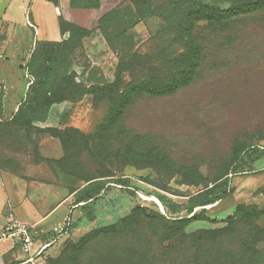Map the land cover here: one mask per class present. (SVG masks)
I'll use <instances>...</instances> for the list:
<instances>
[{"label":"rangeland","instance_id":"rangeland-1","mask_svg":"<svg viewBox=\"0 0 264 264\" xmlns=\"http://www.w3.org/2000/svg\"><path fill=\"white\" fill-rule=\"evenodd\" d=\"M239 1L145 0L136 8L103 0L102 51L86 53L77 32L37 52L46 74L0 133V169L40 213L71 196L64 227L47 234L56 240L35 264H161L159 216L184 220L188 234L256 228L264 253V0ZM120 60L134 70L118 93L127 105L91 94L31 102L72 74L86 88L110 85ZM187 77L190 85L170 95L137 93V83ZM211 180L222 183L210 197L231 193L191 206Z\"/></svg>","mask_w":264,"mask_h":264},{"label":"crops","instance_id":"crops-1","mask_svg":"<svg viewBox=\"0 0 264 264\" xmlns=\"http://www.w3.org/2000/svg\"><path fill=\"white\" fill-rule=\"evenodd\" d=\"M55 1L54 4L50 0H0V133L2 124L17 113L26 98L24 69L37 45L61 43L68 38L70 26L90 32L82 41L86 53L104 49V38L97 28L99 19L107 12L103 0L98 8L90 7L85 0ZM26 12L36 34L26 24ZM14 185L13 176L0 169V264H35L56 240L47 234L57 235L64 227L70 214L71 196L42 214L26 192H18ZM252 189L242 195L251 197ZM9 213L31 227L33 245L29 255L14 240L2 235Z\"/></svg>","mask_w":264,"mask_h":264},{"label":"trees","instance_id":"trees-1","mask_svg":"<svg viewBox=\"0 0 264 264\" xmlns=\"http://www.w3.org/2000/svg\"><path fill=\"white\" fill-rule=\"evenodd\" d=\"M50 1H52L54 4L56 3L55 0ZM85 1L90 2L89 4H87L90 7L98 8L99 6V0ZM129 1L136 8L144 7L145 5H147L145 0ZM252 3L253 2H250L249 0H241L237 2L236 5L244 8L251 5ZM195 20L199 21L200 19L196 18ZM100 27L101 26L99 23V31ZM67 31L69 32V36L66 40L62 41L59 44H39L30 55L26 63V68L33 74L34 81H39L40 79H42L47 71L48 62L46 56H39V54H37L40 49H43L46 46L58 47L60 44L63 45L65 41L72 40L77 32H79L84 37H87L90 34L85 30L70 26L67 28ZM143 70V67L139 68V71ZM132 71H134L132 67L126 66L124 64V61L120 60L115 70L114 81L110 85L99 87L92 86L88 88L84 87L80 83H77L74 79L73 74L68 75L58 82L53 83L48 91L41 89L34 92L35 94L32 96L31 102L37 105L48 107L53 103L61 102L64 100H80L81 97L86 94H91L95 99H97L100 95H118L117 97L120 98L122 97V95L118 93L120 92V88L123 85L122 75L125 73H131ZM191 79V77H187L183 80L163 79L162 81L150 80L148 82L137 83V93L148 96L170 95L188 87L190 85L189 81H191ZM72 95H76L77 98H71ZM122 98H124V103L127 105L129 103V98ZM20 107L21 106H19L17 113L19 112ZM217 181L218 180H211L209 182L211 184V187L209 188L207 185L204 186L202 189L203 191L197 195L199 199L204 198L203 202L193 203L191 206H206L221 200L223 197L231 193V191L223 192L220 195L210 197V195L213 194V192L222 183V181ZM91 198V195H87L85 196L84 201H88ZM238 210H241V208H239ZM143 217L145 219H150L146 216ZM154 221H159L161 228L167 232V235L162 236L159 240L161 257H159L160 260L158 259V261H161V264H166L163 256L164 253L173 254V257H175V261L173 264H264L263 249H258L255 245L258 243L257 238L259 233V230L256 228L248 231L247 234L245 233L243 235L239 232L237 233L234 227H230L228 229L222 228L217 231L201 230L195 233L188 234L185 233L186 222L184 220L174 223H167L163 217L159 216L158 220L154 219ZM169 224L174 225V230L172 228H169ZM165 241L168 242V248H164L162 246ZM188 242H190L189 248L187 245ZM175 246L180 247L175 248Z\"/></svg>","mask_w":264,"mask_h":264},{"label":"built area","instance_id":"built-area-1","mask_svg":"<svg viewBox=\"0 0 264 264\" xmlns=\"http://www.w3.org/2000/svg\"><path fill=\"white\" fill-rule=\"evenodd\" d=\"M26 24L32 28L36 34L37 31L29 20V12H26ZM24 78L26 80V86L28 89L33 84L34 78L29 73L27 68L24 69ZM136 194L140 198H144L138 192H136ZM2 233L3 237L14 240V242H16L17 246L25 255H29L31 253V248L33 245L31 227L19 221L13 214L9 213L7 215V221Z\"/></svg>","mask_w":264,"mask_h":264}]
</instances>
